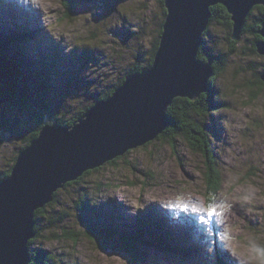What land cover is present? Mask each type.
I'll use <instances>...</instances> for the list:
<instances>
[{
    "label": "rangeland",
    "instance_id": "1",
    "mask_svg": "<svg viewBox=\"0 0 264 264\" xmlns=\"http://www.w3.org/2000/svg\"><path fill=\"white\" fill-rule=\"evenodd\" d=\"M70 12L65 16L61 0H0V37L14 32L24 49L12 48L27 69L13 84L28 92L31 103L44 100L58 118L93 103L135 60L148 57L161 19L160 0H80ZM248 15L251 25L259 13ZM227 35L215 23L202 35L208 52L230 54L215 79L213 109L202 119L222 176L216 199L208 202L204 195L205 158L186 136L175 134L173 142L154 138L84 172L79 185L58 189L55 202L37 218L40 235L30 249L55 255L54 264H220L219 258L221 264H264V86L256 82L264 56L255 51L253 33H241L232 52ZM7 110L5 117L15 124L0 120V177L25 144L21 136L36 125L30 114ZM82 187L90 201L85 212L74 203ZM192 199L200 212L177 211ZM210 203L217 208L211 218ZM56 216L63 221L46 223ZM92 226L145 231L131 255L116 248V236L98 246L89 234ZM69 233L77 238H57Z\"/></svg>",
    "mask_w": 264,
    "mask_h": 264
},
{
    "label": "water",
    "instance_id": "2",
    "mask_svg": "<svg viewBox=\"0 0 264 264\" xmlns=\"http://www.w3.org/2000/svg\"><path fill=\"white\" fill-rule=\"evenodd\" d=\"M215 4L226 8L231 38L238 40L251 9L264 7V0H164L162 30L147 68L127 74L111 95L70 126L45 113L37 136L0 180V264H29L35 211L51 202L58 189L153 140L169 126L167 108L175 98L193 101L207 90L213 59L207 55L202 61L197 53ZM257 33L256 51L264 56V20ZM260 79L264 82V69Z\"/></svg>",
    "mask_w": 264,
    "mask_h": 264
},
{
    "label": "trees",
    "instance_id": "3",
    "mask_svg": "<svg viewBox=\"0 0 264 264\" xmlns=\"http://www.w3.org/2000/svg\"><path fill=\"white\" fill-rule=\"evenodd\" d=\"M63 10L65 13V16H70L71 15V8H72V1L71 0H61ZM160 8H161V19L158 24V29H157V35L152 41V47L149 50L148 57L146 58H141L135 60V62L132 64L130 70L128 71V74L131 72H137V71H142L143 69L147 68L152 60L154 53L156 51L158 42H159V37L160 33L162 30V23L166 14V9L164 7V0H160ZM256 9L259 13V15L256 17V21L249 25L247 23V16L244 27L242 29V33L244 32H251L254 34V44L253 46L255 47V42L258 39H261V36L257 33V30L260 28V25L262 21L264 20V7L262 5H256L251 9V12ZM211 11V16L207 25L206 30L204 31L203 35H206L208 32V29L211 24H220L223 26V28L228 32V35L226 36V40L229 43V52L234 51L235 44L238 42L237 40H233L231 38V32H232V21L230 19V15L227 12L226 8L221 5V4H215L210 7ZM20 30V29H19ZM13 35L7 36L4 39L0 37V120L3 125H6L10 127L14 121L8 120V118L5 117L6 112H9L7 108L13 107L17 108L20 110L19 112H23L26 114H30V117L33 118V121L36 122V125L31 128L30 132L28 135L21 136L20 139H22L25 144L20 147L19 151L23 149L29 142L32 140L34 137L37 136L39 129L41 128L43 124V119L45 113H49L59 124L61 125H67L70 126L75 120H77L89 107H91L95 102L100 101L102 99L107 98L109 95L112 94L113 90L119 86L125 76H123L120 81L116 84H114L104 95L98 96L93 103L85 106L81 110H79L77 113L68 116V117H63V118H58L52 111L45 105L44 100H40L39 102L33 104L31 103L29 99V94L24 93L19 89V86H15L13 84L15 78H17L18 72L20 70H27L24 67V64H22L21 60L19 59L18 52L12 51V48H16L19 50V52H23L24 49L23 47L20 48L17 44L18 42V37L15 36L14 32H11ZM17 39V40H16ZM205 45L202 43L199 47L198 53H197V58L206 61L207 60V53L208 52L205 49ZM256 51V47H255ZM211 57L213 58V70L214 73L209 79V84L208 88L206 91L202 92L200 96L196 100H189L187 98H175L172 102V104L167 108V114L169 115L170 118V124L169 126L161 133L159 134L156 138L157 139H162L166 136L169 137L170 141H174L176 135L175 134H182L188 138V141L190 142L192 148L196 151H199L205 158L204 160V170H203V183H204V188H205V197L208 202H213L216 199V196L218 195L219 191L221 190L222 186V176L220 169L218 168L217 162L214 160V150L212 145L210 144L209 140L206 138V131L204 128V125L202 124L203 118L205 117V113L211 111L213 109V103H214V92H215V79L216 76H218L223 69V67L226 64V60L229 57V53H225L222 55L220 52L218 53H210ZM262 69H264V64H262ZM256 82L260 86H264V82L260 79V72L256 77ZM16 83V82H15ZM18 85V84H17ZM27 89V88H24ZM12 118H15V120H18L15 115L12 116ZM199 118V119H198ZM3 120V121H2ZM202 120V121H200ZM0 122V124H1ZM15 124V123H14ZM27 125L31 124L30 122L26 123ZM25 125V124H23ZM22 125V126H23ZM21 126V127H22ZM170 131V132H169ZM19 132V131H18ZM171 132H175L173 135H171ZM170 133V134H169ZM169 134V135H168ZM164 136V137H163ZM16 159V158H15ZM14 159V161H15ZM109 162V161H108ZM115 162V160H111V163ZM14 164V163H13ZM13 164L3 173V175L0 177V180L5 178L7 175H9L10 170L13 166ZM90 172L89 170L85 172L87 174ZM84 174V175H85ZM82 176H80L78 179L66 183L65 186H71L72 184L74 185H79L80 179ZM57 191L53 195V199L50 203L47 204H52L56 200V195ZM77 198L75 199V207L77 211H87L90 210V201H89V193L87 192L86 188H81L79 191H77ZM92 211L95 210V206H93ZM44 213H46V205L38 210L35 211V236L37 237L40 235L39 228H38V217L43 216ZM60 215V213L58 214ZM62 220L60 216H56L53 218H50L46 221L47 224H53L54 221L56 220ZM47 226V225H46ZM89 230V229H88ZM90 231V236L91 238L94 239L95 242H97L98 246H102L106 244V240H108L111 236L112 237H117L119 240H116L117 247L118 249H121L122 251H125L129 254H135V245L138 243H141L142 241V236H143V231H145V226H136L134 231H131L133 233L128 234L129 232H125V230H111V229H99L95 226L91 227ZM161 235V234H160ZM34 237L29 241V247L31 243L34 241ZM58 239L65 238L67 240L71 239H76L77 236L69 233V234H64V235H58ZM163 240V239H162ZM158 241L157 243L160 244V240L156 239ZM164 245H159V246H165ZM167 246V245H166ZM168 247V246H167ZM170 248V247H169ZM30 256H31V261L29 264H54L55 261H57L55 255L53 254H47L46 252L44 253L41 249H30ZM220 264L223 263L222 259L219 258ZM58 264H61L58 262Z\"/></svg>",
    "mask_w": 264,
    "mask_h": 264
},
{
    "label": "bare ground",
    "instance_id": "4",
    "mask_svg": "<svg viewBox=\"0 0 264 264\" xmlns=\"http://www.w3.org/2000/svg\"><path fill=\"white\" fill-rule=\"evenodd\" d=\"M120 197V196H119ZM119 197L118 196H115L114 198H113V202L114 203H116V204H119ZM166 197V196H165ZM172 200V199H171ZM186 200V199H185ZM164 203V202H163ZM166 204H168L167 202H165ZM171 203V202H170ZM197 204H198V201L197 200H195V199H192V201H189L188 200V204L186 205L187 207L186 208H182V210H180L181 208H176V209H178L177 211H182V212H186V214L188 215V216H195V214H197L198 212H200V209H198V207H197ZM170 205V204H169ZM173 206V205H172ZM178 207H179V205H177ZM169 207V209L168 210H172V208H171V206H168ZM193 208H195V209H197V210H199V211H193ZM178 214H179V212H178ZM199 217V216H198ZM216 220H217V218H216ZM195 221V220H194ZM221 225V224H220ZM220 225H218V223H217V226L218 227H221ZM171 226V225H170Z\"/></svg>",
    "mask_w": 264,
    "mask_h": 264
},
{
    "label": "snow or ice",
    "instance_id": "5",
    "mask_svg": "<svg viewBox=\"0 0 264 264\" xmlns=\"http://www.w3.org/2000/svg\"><path fill=\"white\" fill-rule=\"evenodd\" d=\"M193 211H199V210L193 208ZM206 215L210 218L215 217L217 215V208L213 204L210 203L208 206ZM203 218H204L203 216L200 217V219H203Z\"/></svg>",
    "mask_w": 264,
    "mask_h": 264
}]
</instances>
